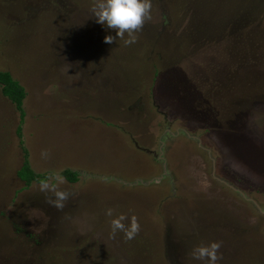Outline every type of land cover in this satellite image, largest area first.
<instances>
[{
    "label": "rangeland",
    "instance_id": "rangeland-1",
    "mask_svg": "<svg viewBox=\"0 0 264 264\" xmlns=\"http://www.w3.org/2000/svg\"><path fill=\"white\" fill-rule=\"evenodd\" d=\"M93 3L0 0V264H264V0H152L127 46Z\"/></svg>",
    "mask_w": 264,
    "mask_h": 264
},
{
    "label": "clouds",
    "instance_id": "clouds-1",
    "mask_svg": "<svg viewBox=\"0 0 264 264\" xmlns=\"http://www.w3.org/2000/svg\"><path fill=\"white\" fill-rule=\"evenodd\" d=\"M152 0H94L91 7V17L95 23L115 33L124 46L135 43V33L140 30L144 22L150 19ZM114 40L112 35H105L103 41L111 44ZM44 155V153H42ZM41 192H52L53 198L47 202L53 207L60 209L63 201L67 198L64 191L54 190L47 181H40ZM105 215L111 217L112 210L105 209ZM124 216L120 215L110 220V230L115 234L117 230L123 232L124 239H132L139 230V224L134 216L129 218L127 227L122 223ZM220 242L209 241L207 244L193 246L190 255L194 260L202 264H218Z\"/></svg>",
    "mask_w": 264,
    "mask_h": 264
},
{
    "label": "trees",
    "instance_id": "trees-1",
    "mask_svg": "<svg viewBox=\"0 0 264 264\" xmlns=\"http://www.w3.org/2000/svg\"><path fill=\"white\" fill-rule=\"evenodd\" d=\"M0 92L12 103L14 108L19 111L20 118L19 123L17 124V132L19 133L25 114L23 109L24 99L26 96L24 87L15 78H13L9 71L0 70ZM22 150L24 151V156L20 167L16 171L17 176L26 185L34 180L42 181L43 175L35 173L31 170L27 161L26 151L25 149ZM61 175L71 182L77 180V172L71 169H63L61 171Z\"/></svg>",
    "mask_w": 264,
    "mask_h": 264
}]
</instances>
